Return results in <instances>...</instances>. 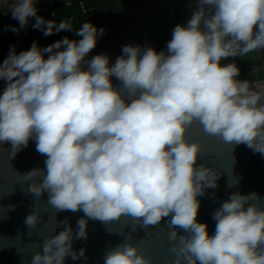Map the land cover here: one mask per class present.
Returning <instances> with one entry per match:
<instances>
[{"label":"clouds","instance_id":"1","mask_svg":"<svg viewBox=\"0 0 264 264\" xmlns=\"http://www.w3.org/2000/svg\"><path fill=\"white\" fill-rule=\"evenodd\" d=\"M38 3L0 0V13L19 22L5 30L19 33L31 23L45 36L64 30L79 39L65 36L46 47L33 41L19 53L10 47L0 63V142L11 143L14 157L34 141L46 158L43 168L20 175L25 192L35 200L47 192L56 211L84 215L75 228L60 221L62 230L43 240L30 264L85 257L73 243L87 240L88 221L123 216L133 220V232L149 234L168 218L175 254L169 264H264L258 193L232 192L212 212L211 235L197 220L198 197L222 173L198 163L201 144L188 139L199 124L206 134L264 154V83L239 78L235 59L222 64L264 49V0H195L165 48L129 43L114 62L104 53L89 57L103 27L87 21L74 31L71 20L39 15ZM41 221L35 204L24 222L35 228ZM103 264L153 262L126 237L105 251Z\"/></svg>","mask_w":264,"mask_h":264},{"label":"water","instance_id":"2","mask_svg":"<svg viewBox=\"0 0 264 264\" xmlns=\"http://www.w3.org/2000/svg\"><path fill=\"white\" fill-rule=\"evenodd\" d=\"M159 8L169 5H187L191 15L195 0H163ZM3 25V27H2ZM5 25L0 23V42L7 37ZM12 44H0V48ZM29 49H19L17 53ZM109 50H92L89 56L98 53L107 54ZM121 54L120 51H116ZM47 58V56L45 57ZM3 60H0L2 63ZM225 60H222V64ZM115 80V78H113ZM116 82V81H114ZM5 82L0 80V94L3 92ZM255 90V86L253 85ZM189 141H198L201 144V153L198 163L210 166L218 174L222 173L215 188L206 190V195L198 197L201 201L197 220L208 224L209 234L215 231V221L212 212L228 199L234 191L241 193H258L262 199L256 201L264 206V154L254 152L244 144L231 145L221 138L206 134L202 126L194 124L188 131ZM45 156L36 151L35 142L30 140L27 147L22 148L14 157L11 155V143L0 142V264H30L31 257L39 249L43 240L57 234L64 225L60 221L67 218L75 228L76 221L84 214L82 211L69 210L56 211L47 203L48 193L39 200L33 194L26 193L27 183L20 175L33 168H43ZM230 183L234 185L229 186ZM39 204L42 215L41 223L35 228L25 224L26 216ZM165 218L158 226H150V234L142 228L132 231L133 220L123 216L118 220L102 222L99 220L88 221L87 240H74L76 250L85 248V257L73 261L66 260V264H103L104 253L109 247L131 239L153 264H169L175 259V254L170 250L168 241V226ZM182 231V230H181Z\"/></svg>","mask_w":264,"mask_h":264},{"label":"crops","instance_id":"3","mask_svg":"<svg viewBox=\"0 0 264 264\" xmlns=\"http://www.w3.org/2000/svg\"><path fill=\"white\" fill-rule=\"evenodd\" d=\"M50 0H39V3L37 7L39 8L38 14L45 17L46 19H51V11L48 9V2ZM87 4L91 7H94L97 9V24L98 27L100 26V23L109 25L107 30V39H112L114 42L116 39H118L121 35L127 36L129 41L133 44H140V38L139 33L142 32L145 29H151V25L145 26L142 25L140 21H142L145 15L150 17L151 15H156L158 11H163L165 14L173 12L172 6L175 5H169L164 8H159L156 5H160L163 3V0H86ZM183 4V3H182ZM181 4V5H182ZM187 6V5H186ZM179 7V6H177ZM124 9V10H122ZM167 9V10H166ZM122 10V11H121ZM56 16L59 18V20L67 19L71 20L73 23V30L79 29L86 20L83 18L81 12L77 8L67 9L62 6H57L55 10ZM120 16V17H119ZM120 18V22L117 23L114 19ZM130 18H134V20H137L138 23L134 27H125L123 26L124 20H128ZM0 23L3 24H9L11 26H18L19 22L11 17V13L9 12L7 15L0 13ZM8 26V25H5ZM3 27V25H2ZM153 28V27H152ZM34 29L32 27V24L29 23L26 29H22L19 33H14L11 30H8L6 39L2 40L0 42L1 45L4 44H12L15 45L16 48L22 49L25 47L30 48L33 41L40 42L39 39L36 37H33L34 35H30L32 32L31 30ZM133 29H139L138 34L135 35L133 32ZM38 30V29H37ZM39 32H42L41 30H38ZM68 32V34H67ZM132 34H131V33ZM73 31H64L61 36L58 37V39H53V41H57L65 36H69V38H72ZM45 36V35H44ZM20 38V39H19ZM48 38L52 39V37ZM73 39V38H72ZM19 40V41H18ZM21 40V41H20ZM26 44H23L25 43ZM21 43L23 45H21ZM121 49V47H113V45L105 48V49ZM10 46H4L3 48H0V60H4V58L9 53ZM103 50V49H102Z\"/></svg>","mask_w":264,"mask_h":264},{"label":"trees","instance_id":"4","mask_svg":"<svg viewBox=\"0 0 264 264\" xmlns=\"http://www.w3.org/2000/svg\"><path fill=\"white\" fill-rule=\"evenodd\" d=\"M171 8H173V12L170 13L166 12L165 14H163L164 13L163 11L165 10H160L156 15H151L150 17H148L147 15L144 16L145 19H143L140 22L142 23V25L145 26L151 25V29L143 30L142 32H140L141 42L147 41L150 43L149 45L156 47L158 50L165 48L167 41L171 38V30L173 29V27L178 23H182L186 21L190 17V14L187 11V6L184 3L179 7L172 6ZM114 20L117 23L121 21L120 18H115ZM122 22H123V26L125 27H134L135 25L140 23L137 20H134V18L133 19L130 18ZM100 27H103L105 29V34L101 38H99L97 45L93 50L99 51L111 45H113V47L122 48L123 45L131 43V41H129L127 36L124 35H121L114 42L112 41V39H107V30L109 25L100 23L99 28ZM31 32L32 33L30 35H34L33 37L39 39L40 42H38V44L41 47H46L47 45L54 43L53 38L50 39L48 38V36H44L43 32H39L37 29H32ZM61 32L64 33V30H62ZM71 37L73 39H79V37H76L75 35ZM23 44H26V42ZM23 44L21 43V45ZM239 78L247 79L250 83H252L251 82L252 79H248L247 77H239Z\"/></svg>","mask_w":264,"mask_h":264},{"label":"rangeland","instance_id":"5","mask_svg":"<svg viewBox=\"0 0 264 264\" xmlns=\"http://www.w3.org/2000/svg\"><path fill=\"white\" fill-rule=\"evenodd\" d=\"M133 30L134 33L136 32L135 35L138 34L139 29H133ZM138 38H140V33ZM143 44H150V43L147 41L141 42V45ZM233 59L236 60L238 66L240 67L241 70L240 77H247L248 79H252L251 81L252 83H257L264 80V49H257L253 52L246 54L243 57L231 58L230 62Z\"/></svg>","mask_w":264,"mask_h":264},{"label":"built area","instance_id":"6","mask_svg":"<svg viewBox=\"0 0 264 264\" xmlns=\"http://www.w3.org/2000/svg\"><path fill=\"white\" fill-rule=\"evenodd\" d=\"M57 6H62V7L67 8V9L77 8L81 12V14H82L83 18L86 20V22L90 21L96 27H98L97 9L89 6L87 4L86 0H50L48 2V9H49V11L52 12L51 15L55 12ZM51 19H56L57 22L60 21L57 16L53 17V15H52ZM61 35H62V32L60 31L58 33H54L52 35H49V37H52L53 39H58V37ZM260 83H264V80L261 81Z\"/></svg>","mask_w":264,"mask_h":264},{"label":"flooded vegetation","instance_id":"7","mask_svg":"<svg viewBox=\"0 0 264 264\" xmlns=\"http://www.w3.org/2000/svg\"><path fill=\"white\" fill-rule=\"evenodd\" d=\"M103 50H109L110 52H107V55H109L110 57H111V59H112V61L114 62L115 61V58L119 55V54H117V52L116 51H120L121 52V50H122V48L119 50V49H103ZM90 57V56H89ZM232 57H230V58H228L227 60H225V62L224 63H228V62H230V59H231Z\"/></svg>","mask_w":264,"mask_h":264}]
</instances>
